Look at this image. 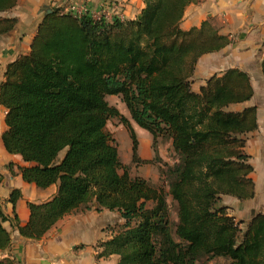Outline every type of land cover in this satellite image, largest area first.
Here are the masks:
<instances>
[{"label": "trees", "instance_id": "16d2710c", "mask_svg": "<svg viewBox=\"0 0 264 264\" xmlns=\"http://www.w3.org/2000/svg\"><path fill=\"white\" fill-rule=\"evenodd\" d=\"M18 0H0V14ZM135 20H94L58 11L44 15L27 55L8 64L0 84L6 110L2 145L19 156L22 180L55 195L28 204L29 219L12 227L39 241L65 216L115 212L123 224L108 227L98 258L117 264H264V214L238 221L222 197H254L253 171L244 153L246 136L257 130L255 107L232 105L253 96L249 77L228 70L192 90L198 60L230 40L205 22L183 31L180 22L196 0H142ZM16 19L0 17V36ZM264 76V57L261 63ZM117 97L131 120L152 137L154 163L165 189L130 177L115 141L106 132L118 111ZM171 141L173 163H162L157 140ZM132 140L133 161L138 162ZM63 153L59 160L58 156ZM21 198L14 190L9 203ZM168 199L170 202H168ZM0 214V253L10 248ZM0 264H16L4 258Z\"/></svg>", "mask_w": 264, "mask_h": 264}, {"label": "crops", "instance_id": "0c3cea01", "mask_svg": "<svg viewBox=\"0 0 264 264\" xmlns=\"http://www.w3.org/2000/svg\"><path fill=\"white\" fill-rule=\"evenodd\" d=\"M73 4L80 5L88 15L101 11L107 20L122 17L135 20L144 8L142 0H18L16 6L1 18L16 19L14 29L0 36V84L8 64L27 55L31 42L44 15L67 10ZM208 20V21H207ZM203 21L216 27L218 34L227 36L230 43L221 51L202 56L192 78V90L198 92L204 82L213 75L228 70H238L248 75L253 96L250 101L232 105L228 111L238 112L246 107L256 108L257 130L245 138L244 153L249 156L253 171L250 178L254 184L253 199L245 202L222 197L221 205L231 209L238 221L248 222L256 214H264V76L261 63L264 57V0H196L188 6L181 22L182 30L199 28ZM6 110L0 105V214L7 218L3 223L9 233L10 248L0 253V260L14 259L16 264H117L119 258H98L99 243L111 238L106 230L123 221L119 214L93 209L65 216L39 241L19 236L12 223L25 226L29 219L28 204H42L56 193L52 186L41 190L25 183L19 168L25 166L19 156L8 154L1 141L6 131ZM20 192L15 207L8 199L12 191Z\"/></svg>", "mask_w": 264, "mask_h": 264}, {"label": "rangeland", "instance_id": "374dc122", "mask_svg": "<svg viewBox=\"0 0 264 264\" xmlns=\"http://www.w3.org/2000/svg\"><path fill=\"white\" fill-rule=\"evenodd\" d=\"M207 21H203L202 24H204ZM202 24L200 25V27L202 26ZM207 24L210 25L209 22H207ZM194 28L197 27H192L189 30H185V32L190 31L191 29ZM106 101L109 104V106L115 108L118 111V117L114 119H110L106 124L105 130L115 141L118 150L119 160L122 166L124 167V170L132 178L134 177L142 178L148 181L150 184L164 188V190H166L165 185L161 181L159 175V168L161 165L157 162L154 163L153 144H152L151 135L148 132L140 129L131 120L128 111L126 110L125 106L123 105V103L120 101L119 98L107 97ZM134 139L137 141L136 146H137V158L139 160L138 162L133 161L132 140ZM156 148L158 151L159 159L162 161V163L171 165L173 163V152L171 149V141L167 138H159L157 140ZM62 156L63 153H60L58 159L60 160ZM168 202H170L169 199ZM217 263L224 264L222 261H218Z\"/></svg>", "mask_w": 264, "mask_h": 264}, {"label": "built area", "instance_id": "2783aa9c", "mask_svg": "<svg viewBox=\"0 0 264 264\" xmlns=\"http://www.w3.org/2000/svg\"><path fill=\"white\" fill-rule=\"evenodd\" d=\"M59 14H70V15H72L73 17H77V18H79V17H81V16H83V15H85L86 13H85V10H83L82 9V7L80 6V5H76V4H73V5H71V6H69L68 8H67V10H64V11H62V12H60ZM90 17H92L94 20H96V21H98V20H100V19H106L107 20V18H106V14H105V12H103V11H101L100 13H98V14H96V15H89ZM119 20H122V17L121 16H119V17H117ZM107 21H110V20H107Z\"/></svg>", "mask_w": 264, "mask_h": 264}, {"label": "bare ground", "instance_id": "6f19581e", "mask_svg": "<svg viewBox=\"0 0 264 264\" xmlns=\"http://www.w3.org/2000/svg\"><path fill=\"white\" fill-rule=\"evenodd\" d=\"M264 121V120H263Z\"/></svg>", "mask_w": 264, "mask_h": 264}, {"label": "water", "instance_id": "95a60500", "mask_svg": "<svg viewBox=\"0 0 264 264\" xmlns=\"http://www.w3.org/2000/svg\"><path fill=\"white\" fill-rule=\"evenodd\" d=\"M50 13V12H49Z\"/></svg>", "mask_w": 264, "mask_h": 264}]
</instances>
